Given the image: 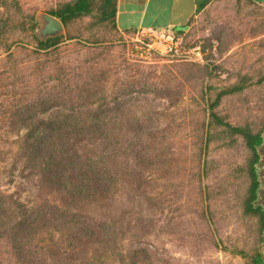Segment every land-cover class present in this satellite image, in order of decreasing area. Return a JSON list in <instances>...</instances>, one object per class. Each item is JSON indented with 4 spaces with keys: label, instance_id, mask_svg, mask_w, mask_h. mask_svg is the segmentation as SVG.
I'll return each instance as SVG.
<instances>
[{
    "label": "trees",
    "instance_id": "16d2710c",
    "mask_svg": "<svg viewBox=\"0 0 264 264\" xmlns=\"http://www.w3.org/2000/svg\"><path fill=\"white\" fill-rule=\"evenodd\" d=\"M44 11L64 35L40 41L36 13L0 0V128L14 131L0 135V264H175L174 245L264 264V122L254 129L248 96L264 101V68L237 61L226 72L233 83L219 87L223 67L207 63L173 66L165 78L114 54L115 0H52ZM195 73L200 85L184 104ZM177 77L178 95L168 93ZM13 170L19 183L8 193ZM234 220L241 246L223 238Z\"/></svg>",
    "mask_w": 264,
    "mask_h": 264
},
{
    "label": "rangeland",
    "instance_id": "374dc122",
    "mask_svg": "<svg viewBox=\"0 0 264 264\" xmlns=\"http://www.w3.org/2000/svg\"><path fill=\"white\" fill-rule=\"evenodd\" d=\"M51 2L52 0H18V3L21 5L25 15L32 13H36L37 15L38 12H45L44 9L49 8ZM111 37L116 41L114 43V54L116 56L121 55L129 62H135L145 67H154V69L160 71L159 73L163 74L165 78H170L172 76L169 74V72L173 71V66H176L177 68L187 67V65L194 64L202 66L206 65L207 63L210 69H213L215 66H218V68L219 66L223 67L224 70L222 69V72H217V76H215L218 78L214 77L212 79L216 86L219 87L223 84L226 85L233 83L234 80H229V74L226 72L232 71L233 67L236 68V65L237 68L240 64L242 67V61L244 62L243 71L249 69V64L253 65V67L250 69H256L260 66L261 68H264V64H259L258 57L253 55L255 51H258V49L250 47L252 45L257 46L258 44L255 43L256 41H263L264 43V10L261 8L252 7L238 0H210L201 11H198L195 14L189 24L188 29L182 34L176 36L179 38V41L178 48H176L177 50L174 53H169L166 55L151 52L147 59H140L135 54L133 39L124 37L122 35ZM194 47L199 48L198 50L201 53V58H199L200 55H197L196 52L187 56L183 55L184 50L188 51ZM1 51L2 48H0V53L2 54ZM244 51L245 53H242ZM210 54L212 55V58H209ZM2 56L4 55L0 56V61L3 59ZM237 61L238 64L235 65V62ZM179 76L181 75L179 74ZM199 80L200 78L198 75H196V73L194 77L188 78V82H186V89L182 93L184 104H188L190 102L189 100L193 99L194 94H196V91L193 89L200 85L198 82ZM180 83H182L181 77H177L176 81H174L170 86L172 89L168 93L178 95V92L180 91L178 85ZM248 96L251 97L249 99V105L252 107V112L249 114V117L254 120V129L258 130L261 128L262 123L264 122V101L258 105L256 103V95L250 94ZM167 105L168 100H161L158 102L157 107L163 108ZM228 106L231 108L232 104H228ZM3 120L4 119H1L0 117V121ZM8 121L9 119L6 118L5 123H8ZM8 131V138L13 140L14 131L10 132L6 124L5 127L3 125L1 126L0 135L3 137V135L5 136ZM5 146L7 145H4L0 140V151ZM220 153H222L224 156H230L236 152L222 151ZM218 154L219 153L216 155L218 156ZM235 155H237V153ZM11 160L12 155H10V159H8L7 162L10 163ZM262 169V166L259 164L257 170L259 175L260 190L263 187V183L261 181ZM12 173L13 176L11 178L13 181L10 185H8V193H13L16 190L17 184L19 183L17 170H13ZM215 180V177H211L204 183H213ZM5 183L6 178L3 176L2 164L0 163V191L4 188ZM243 233L244 228L241 226V224H238L234 220L229 222V226L227 227L223 238L228 236L229 239L233 240L234 243H236L238 246H241ZM171 249L176 258L175 264L246 263L239 257H235L232 254H229V252L220 250L216 252L203 248L202 252L200 253V257H194L189 253L188 248H181L180 246L174 245ZM262 251L264 254V243Z\"/></svg>",
    "mask_w": 264,
    "mask_h": 264
},
{
    "label": "crops",
    "instance_id": "0c3cea01",
    "mask_svg": "<svg viewBox=\"0 0 264 264\" xmlns=\"http://www.w3.org/2000/svg\"><path fill=\"white\" fill-rule=\"evenodd\" d=\"M115 25L124 37L186 31L202 0H115ZM264 9V0H250Z\"/></svg>",
    "mask_w": 264,
    "mask_h": 264
},
{
    "label": "built area",
    "instance_id": "2783aa9c",
    "mask_svg": "<svg viewBox=\"0 0 264 264\" xmlns=\"http://www.w3.org/2000/svg\"><path fill=\"white\" fill-rule=\"evenodd\" d=\"M176 36V33L173 32L160 31L141 33L133 36L131 39L134 40V50L136 56L140 59H147L151 52L166 55L176 52L179 41V38ZM198 49V47H194L188 51L184 50L183 55L187 56L196 52L197 55H200L199 58H201V53Z\"/></svg>",
    "mask_w": 264,
    "mask_h": 264
},
{
    "label": "water",
    "instance_id": "95a60500",
    "mask_svg": "<svg viewBox=\"0 0 264 264\" xmlns=\"http://www.w3.org/2000/svg\"><path fill=\"white\" fill-rule=\"evenodd\" d=\"M36 20L38 21V27L36 36L40 41L45 42L49 38H56L61 35H64L65 30L62 23L55 17L51 16L46 12H38L36 15ZM259 154V164L262 166L261 172V181L263 183V187L258 191V200L257 204L263 207L264 210V143L259 146L258 148ZM258 164V166H259ZM259 179V175H258Z\"/></svg>",
    "mask_w": 264,
    "mask_h": 264
}]
</instances>
